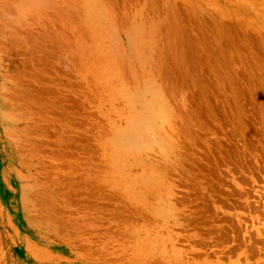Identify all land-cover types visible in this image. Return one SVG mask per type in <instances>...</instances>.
Segmentation results:
<instances>
[{
	"label": "rangeland",
	"instance_id": "1",
	"mask_svg": "<svg viewBox=\"0 0 264 264\" xmlns=\"http://www.w3.org/2000/svg\"><path fill=\"white\" fill-rule=\"evenodd\" d=\"M0 264H264V0H0Z\"/></svg>",
	"mask_w": 264,
	"mask_h": 264
}]
</instances>
